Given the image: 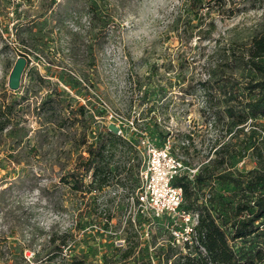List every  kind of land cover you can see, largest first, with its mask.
Masks as SVG:
<instances>
[{"label": "rangeland", "instance_id": "obj_1", "mask_svg": "<svg viewBox=\"0 0 264 264\" xmlns=\"http://www.w3.org/2000/svg\"><path fill=\"white\" fill-rule=\"evenodd\" d=\"M188 8L186 0H0V108L12 109L6 131H18L0 141V264H62L48 261L54 247L48 240L66 231L73 235L71 257L88 264L118 258L128 244L127 221L138 216L130 202L145 157L140 137L156 146L169 139L184 167L207 165L215 139L217 148L235 151L228 165L233 177L256 167L242 140L250 131L264 139V118L229 131L222 108L213 123L216 109L205 108L203 88L210 87L207 73L225 46L248 44L264 32V0L237 6L228 20L217 18L209 39L200 42L180 34ZM18 58L26 65L11 91L8 78ZM119 131H131L134 142L128 153L118 145L111 168L126 169L95 189L101 207L89 208L65 179L79 164L83 142L121 137ZM208 192L224 193L194 191L200 201ZM147 219L152 234L159 231L166 241L165 222ZM158 246L149 248L150 256ZM141 254L137 248L131 259Z\"/></svg>", "mask_w": 264, "mask_h": 264}, {"label": "trees", "instance_id": "obj_2", "mask_svg": "<svg viewBox=\"0 0 264 264\" xmlns=\"http://www.w3.org/2000/svg\"><path fill=\"white\" fill-rule=\"evenodd\" d=\"M186 1L190 18L180 27V34L187 39L197 36L200 42L209 39L215 30L217 18L220 21L228 20L236 12L237 6L261 0ZM177 36L180 38V35ZM207 75L208 79L204 84L210 87L203 88L206 94L205 108H214L215 113L222 108V118L228 120L226 125L229 131L233 127H254L256 119L264 118V32L252 37L248 44L225 46L220 55V63L214 65ZM44 102L45 100L40 104V109H43ZM11 115L10 106L4 107L3 111L0 108V141L3 143L15 137L18 132L16 129L6 131ZM218 116L217 113L213 123L219 120ZM237 131L240 132L241 128ZM133 142L134 134L130 131L125 133V138L107 134L97 136L91 143H82V150L79 148L76 159L79 164L69 170L65 181L67 184L73 181L71 189L80 192L82 198L89 201V208L101 207L94 200V197L97 200L93 195L95 189L100 191L110 178L122 175L126 169L125 165L111 168L118 145L126 147L128 153L132 150ZM242 142L251 148L255 168L233 177L228 171V165L235 151L228 145L217 148L219 139H215L210 147L213 159L199 170L193 184L178 181L183 188L184 210L198 214L195 227L197 244L187 253L172 247L169 239L163 241V233L158 231L152 234L148 219L138 214L133 222L127 221L123 230L128 240L125 250L115 260L103 257V263L264 264V139H258L250 131L244 135ZM181 148L187 152L186 147ZM83 153L87 156L83 157ZM240 157L244 158L245 153H240ZM89 175L92 180L84 185L83 181ZM198 187L209 191L220 188L224 193L208 192L200 201L194 193ZM102 211L106 209H101V214ZM104 219L103 226L107 228L110 219ZM48 243L54 246L49 262L60 258L62 264H88L83 258L70 256L74 248L70 231L49 237ZM157 244L159 246L154 249L153 256H150L149 248ZM137 248H142L145 254L131 259Z\"/></svg>", "mask_w": 264, "mask_h": 264}, {"label": "built area", "instance_id": "obj_3", "mask_svg": "<svg viewBox=\"0 0 264 264\" xmlns=\"http://www.w3.org/2000/svg\"><path fill=\"white\" fill-rule=\"evenodd\" d=\"M119 131L118 134L122 138ZM264 136V132L260 131ZM139 147L144 150V160L138 172V186L131 198L135 214L152 217L165 222L172 247L187 253L197 244L195 227L198 214L187 212L183 205V188L178 181L193 184L199 169L194 166H183L174 155L169 139L160 146L140 137ZM132 222V218H129Z\"/></svg>", "mask_w": 264, "mask_h": 264}, {"label": "water", "instance_id": "obj_4", "mask_svg": "<svg viewBox=\"0 0 264 264\" xmlns=\"http://www.w3.org/2000/svg\"><path fill=\"white\" fill-rule=\"evenodd\" d=\"M25 65L26 60L24 58H18L16 60L8 78V88L11 91H16L18 89Z\"/></svg>", "mask_w": 264, "mask_h": 264}]
</instances>
